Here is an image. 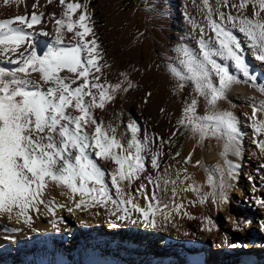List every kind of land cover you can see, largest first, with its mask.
Wrapping results in <instances>:
<instances>
[{"label": "snow or ice", "instance_id": "1", "mask_svg": "<svg viewBox=\"0 0 264 264\" xmlns=\"http://www.w3.org/2000/svg\"><path fill=\"white\" fill-rule=\"evenodd\" d=\"M22 2L2 0L5 6ZM58 2L63 14H52L54 40L42 53L37 51L34 38L36 26L43 25V12L34 10L30 15L0 19V217L15 219L17 224L35 231L34 214H40L42 206L52 216L58 208L70 213L103 208L118 221L165 230L169 225L177 226V217L196 218L184 210L180 191L195 193L196 199L188 201L192 206L203 205L209 199L212 204L227 203L229 181L237 177L241 167L229 157L241 156L242 134L236 115L220 111L218 103L227 98L233 85L242 82L264 95V84L258 83L245 56L247 48L255 60L264 64V0H216L215 5L212 0H202L205 23L197 25L199 53L178 45L175 51L180 68L168 66L177 89L183 91L191 84L193 95L184 101L167 140L142 131L134 119L127 122L126 132H119L118 124L97 117V109L103 111L118 94L136 85L123 72V79L115 83L107 80L105 69L111 66L95 35L88 5L80 0ZM52 3L47 0V4ZM39 7V0H34L33 8ZM237 33L248 41L246 48ZM39 35L48 36V32L40 31ZM6 64L15 67L3 66ZM231 68L242 74L243 80ZM151 95L149 92L146 97ZM200 98L207 104L204 114L198 111ZM258 114L264 117V101L254 102L248 117L252 143L264 156V118H258ZM185 132L197 144L213 138L222 140L223 166L207 168L201 161L193 163V154L189 153L177 160L180 168L173 170L166 165L161 170L164 147L171 146L173 139ZM148 152L151 168L157 171V175L145 177L152 185L151 193L143 183L134 192H126L125 183L130 188L146 173ZM172 157L175 160L181 153L177 151ZM98 160L111 161L116 167L106 171ZM190 163L204 168L210 192H205L188 172ZM260 168L264 169V163ZM50 185L62 189L61 195L71 206L57 203L55 197L46 198ZM111 189H115V197ZM256 190L254 184L253 193ZM252 199L255 206L264 208V196ZM212 224L204 217L201 230L211 231ZM259 228L264 232V219ZM224 243L238 247L227 239Z\"/></svg>", "mask_w": 264, "mask_h": 264}, {"label": "bare ground", "instance_id": "2", "mask_svg": "<svg viewBox=\"0 0 264 264\" xmlns=\"http://www.w3.org/2000/svg\"><path fill=\"white\" fill-rule=\"evenodd\" d=\"M80 2L88 5L95 35L103 48L105 60L111 66L105 69L107 80L115 83L123 79L120 75L123 72L136 85L128 92L118 94L103 111L97 109V117L118 124L119 132H126L127 122L134 119L142 131L147 130L167 140L176 127L184 101L193 95L191 84L183 91L177 89V81L169 72L168 66L172 64L180 68L175 51L178 45L182 44L194 53H199L200 33L197 25L205 23L202 0H144L143 4L135 6L125 15L114 12L120 0ZM212 2L216 4V0ZM33 4L34 0H23L22 3L5 6L0 0V19L30 15L34 10L43 12V25L36 26L34 38L37 51L42 53L54 40L56 25L51 18L52 14L62 16L63 8L58 0H53L50 5L47 0H39L41 7L38 9H34ZM135 26L137 30L126 38L128 33L134 31ZM151 27L154 30L152 32ZM40 31L48 32V36L39 35ZM67 35L71 36L70 33ZM239 38L246 48L248 41L242 35ZM155 55L159 57V62H155ZM245 56L258 83L264 84V64L255 60L252 51L247 48ZM216 59L222 63L219 58ZM3 66L15 67L10 64ZM230 70L243 80L242 74L234 68ZM149 92L152 95L146 97ZM260 101H264V95L242 82L233 85L227 92V98L218 103L220 111H231L236 115L242 134L241 156L229 157L241 167L237 177L229 181L231 187L227 189V203L212 204L209 199L203 205L197 203L192 206L188 201L196 199L195 193L180 191L179 196L185 203L184 210L196 218L190 220L187 217H177V226L169 225L165 230L118 221L103 208L76 210L74 213L68 212L66 208H58L56 215L52 216L42 206L41 213L34 214L35 231L17 224L15 219L9 221L6 216L0 217V264H190L186 259L187 253L198 254L199 261L196 264H237L236 257L239 254H247L249 259L238 264H259L264 258L263 251L240 252L239 248L240 244L246 249L252 248V245L264 247V232L262 237H255L242 229L244 226L248 230L251 225L248 221L252 222L257 216L258 224L264 219V208L255 207L252 199L253 196H264L263 189L261 193L257 190L253 193V185L260 183L264 176V169L260 168L264 163V156H261L252 143L253 131L248 119L252 104ZM206 109V102L200 98L199 113L204 114ZM258 118L264 117L258 114ZM222 143V140L213 138L197 144L187 132L178 134L172 145H166L163 149L161 170L166 165H171L173 170L180 168L182 165L177 160L187 157L189 153L193 154V163L201 161L207 168L217 164L223 166L220 155ZM149 147L154 148L152 145ZM177 151L181 153V157L174 160L172 154ZM145 156L146 173L130 188L125 183L126 192H134L143 183L151 193L152 185L148 184L145 177L155 176L157 171L151 168V153L148 152ZM97 163L106 171L116 167L111 161L98 160ZM187 168L194 180L203 186V190L210 192L204 168L191 163ZM250 176L253 178L251 181ZM106 182L111 188L110 178L107 176ZM170 188L171 185L169 194ZM61 191L55 185H50L46 198L55 197L57 203L71 206L67 197L61 195ZM111 192L115 197V189H111ZM139 202L143 206L142 198ZM204 217L212 220L213 224L209 226L211 231L201 230ZM53 223L56 227H53ZM237 223L241 225L240 228H237ZM101 225L103 228L106 226L105 232L101 230ZM12 229L19 231L14 232ZM185 232L189 235L185 236ZM225 239L238 247H229L224 243ZM138 258L139 263L136 262Z\"/></svg>", "mask_w": 264, "mask_h": 264}, {"label": "rangeland", "instance_id": "3", "mask_svg": "<svg viewBox=\"0 0 264 264\" xmlns=\"http://www.w3.org/2000/svg\"><path fill=\"white\" fill-rule=\"evenodd\" d=\"M132 1H134V2H132ZM132 2V3H131ZM143 2H144V0H122L121 2H119L118 3V5L115 7V13H121L120 15H125L127 12H129L131 9H133L135 6H139V5H141V4H143ZM134 31L132 32H130V33H128L127 35H126V38H129L136 30H137V26H135V28L133 29ZM152 31H154L153 30V28L151 27V32ZM159 57L157 56V55H155V62H159ZM246 179V178H245ZM260 183H255V185L257 186V192L258 193H261L260 191L263 189L264 190V176L260 179ZM254 184V183H253ZM259 187V188H258ZM262 195V194H261ZM254 206H255V203H254ZM255 207H257V206H255ZM258 220H259V218H258V216L255 218V220H253L252 222H251V225L249 226V229L248 230H246V227H244L243 226V230L245 231V232H249L251 235H253V236H255V237H258V236H260V237H262L263 236V233H262V231L260 230V228H259V224H258ZM101 230L102 231H106V226L103 228L102 227V225H101ZM258 232V233H257ZM139 238V237H138ZM132 239H134L133 237H132ZM137 239V237H135V240ZM158 247V246H157ZM155 249V248H154ZM212 249V248H211ZM239 250H240V252H258V251H263V253H264V247L262 246V247H257V246H254V245H252V248L250 247L249 249L247 248H243V246H241V244H240V248H239ZM145 254H147V253H145ZM120 260L122 261V262H124V260H122L121 258H120ZM140 259L138 258L137 259V263H139L138 261H139ZM264 262V258L262 259V260H260V263H263ZM259 263V264H260Z\"/></svg>", "mask_w": 264, "mask_h": 264}, {"label": "trees", "instance_id": "4", "mask_svg": "<svg viewBox=\"0 0 264 264\" xmlns=\"http://www.w3.org/2000/svg\"><path fill=\"white\" fill-rule=\"evenodd\" d=\"M121 1H122V0H121ZM132 2H134V1H132ZM132 2H131V3H132Z\"/></svg>", "mask_w": 264, "mask_h": 264}]
</instances>
